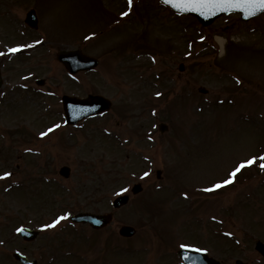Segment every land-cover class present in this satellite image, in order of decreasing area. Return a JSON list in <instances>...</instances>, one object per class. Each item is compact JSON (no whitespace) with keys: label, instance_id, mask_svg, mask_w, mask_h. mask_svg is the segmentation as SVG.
Returning a JSON list of instances; mask_svg holds the SVG:
<instances>
[{"label":"rangeland","instance_id":"1","mask_svg":"<svg viewBox=\"0 0 264 264\" xmlns=\"http://www.w3.org/2000/svg\"><path fill=\"white\" fill-rule=\"evenodd\" d=\"M31 8L39 30L24 21ZM17 45H26L22 54L8 52ZM74 48L99 58V67L69 76L57 54ZM0 52V177L14 172L0 178V264H19L15 247L38 264H179L174 250L189 241L211 246L224 264H264L256 249L264 242L260 161L233 185L205 191L241 160L264 155V14L246 21L225 14L203 26L155 0H0ZM90 92L111 98L113 111L78 130L64 127L59 98ZM49 124L61 129L40 141L39 128ZM17 127L26 134L9 132ZM64 165L69 178L58 172ZM138 182L145 192L107 228L70 226L69 213L43 227L64 210L110 211ZM158 184L186 196L172 206L179 212L167 235L139 206ZM123 224L138 235L121 237ZM19 225L45 232L27 243L14 233Z\"/></svg>","mask_w":264,"mask_h":264},{"label":"water","instance_id":"2","mask_svg":"<svg viewBox=\"0 0 264 264\" xmlns=\"http://www.w3.org/2000/svg\"><path fill=\"white\" fill-rule=\"evenodd\" d=\"M162 1L165 4H169L173 6L172 4L167 3L166 0H162ZM173 8L181 12L196 15L197 18H199L200 21L205 25L209 24L211 21H213L214 18H216V16L224 12L239 10L243 13V16L245 17L251 16V15H246L242 9H231L229 11L219 10V11H216L208 15H201L199 12H196L190 9L189 10L177 9L174 6ZM258 12L260 11L257 10L253 14H257ZM28 15L29 16H28L27 21L35 25L36 17H35L34 11L30 12ZM58 56H59V59L63 61L68 66V68L73 72L79 69H92L98 63L96 59L91 58L90 56L83 55L81 51L61 52ZM64 105H65V114H66L65 119H67L68 123L76 124L77 122L82 120L84 117L96 115L98 113H101V112L103 113L107 111L111 106V102L108 99L100 95L89 96L86 99H80V98H74V97H64ZM64 169L66 168H63V170ZM138 188L136 187L134 191L137 192ZM127 201H128L127 196L119 197L115 201V205L120 206L126 203ZM110 217L111 216L108 214L107 215H94L90 213H86V214L83 213V214L75 216L73 219L77 221H86V222L89 221L93 225L103 226L109 221ZM132 231L133 230L131 229V227H123L120 232H122L123 234L130 235L133 233ZM20 233L24 235L25 238L35 236L34 232H30L27 229L20 230ZM257 248L262 253H264V245L261 242L258 243ZM180 251H181L180 256L184 259V261L187 264H219L214 259L208 257L206 254L202 252H198V251H195L193 249H188V248H185ZM17 258H20L21 260L26 262V258L23 255L18 254Z\"/></svg>","mask_w":264,"mask_h":264},{"label":"snow or ice","instance_id":"3","mask_svg":"<svg viewBox=\"0 0 264 264\" xmlns=\"http://www.w3.org/2000/svg\"><path fill=\"white\" fill-rule=\"evenodd\" d=\"M133 0H128V4L131 5ZM167 3L172 4L177 9H184V10H193L196 12H199L201 15H208L211 13H214L219 10L229 11L231 9H242L243 12L246 15H252L257 10L264 9V0H166ZM124 16H127L128 12L121 13ZM23 47H26V45H17L15 47L9 48L8 52L15 53L20 51ZM5 55L4 52H0V56ZM156 95H161V93H156ZM54 127H59V125H55ZM53 131V128H49L47 132H41V136H45L48 134V132ZM257 160L260 161L259 168L264 171V155H261L259 157L253 156L244 160H241L237 163V165L231 170V172L228 174V176L223 179L221 182L214 183L211 188L205 189V191H214L215 189H219L223 186H226L228 184H231L235 181L237 174L240 173L243 169H245L248 166L253 165L257 162ZM11 173L5 172L3 174V177L0 178H6L10 176ZM145 177L149 176V172H144L143 174ZM121 191H126V189H121ZM185 195H187L185 193ZM70 215V214H68ZM67 219V215H61L55 218L51 224H45L43 227L49 228V227H55L57 224H59L62 220ZM231 235V233H229Z\"/></svg>","mask_w":264,"mask_h":264},{"label":"flooded vegetation","instance_id":"4","mask_svg":"<svg viewBox=\"0 0 264 264\" xmlns=\"http://www.w3.org/2000/svg\"><path fill=\"white\" fill-rule=\"evenodd\" d=\"M152 189H154V191H156V190L159 189V188H157V187H153ZM148 198H149V195H148ZM142 199H143V198H142ZM144 202H145V201H142V200H141V201H140V204L143 205ZM85 226H86V225H85Z\"/></svg>","mask_w":264,"mask_h":264},{"label":"bare ground","instance_id":"5","mask_svg":"<svg viewBox=\"0 0 264 264\" xmlns=\"http://www.w3.org/2000/svg\"><path fill=\"white\" fill-rule=\"evenodd\" d=\"M217 38H219V37H217ZM219 40H220L222 43H224V39H222V38H219Z\"/></svg>","mask_w":264,"mask_h":264}]
</instances>
